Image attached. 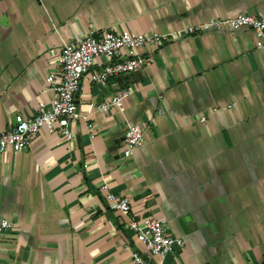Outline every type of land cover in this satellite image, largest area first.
<instances>
[{
    "label": "crops",
    "instance_id": "crops-1",
    "mask_svg": "<svg viewBox=\"0 0 264 264\" xmlns=\"http://www.w3.org/2000/svg\"><path fill=\"white\" fill-rule=\"evenodd\" d=\"M239 14L264 17V0H0V130L51 110L65 43L89 30L165 37L142 49L149 66L105 86L92 75L111 60L96 59L71 139L60 123L0 155V217L15 225L0 264H132L127 243L142 245L109 192L183 239L162 264H264L261 40L249 28L186 33ZM128 87L122 110H97ZM135 123L145 140L126 158Z\"/></svg>",
    "mask_w": 264,
    "mask_h": 264
},
{
    "label": "built area",
    "instance_id": "built-area-1",
    "mask_svg": "<svg viewBox=\"0 0 264 264\" xmlns=\"http://www.w3.org/2000/svg\"><path fill=\"white\" fill-rule=\"evenodd\" d=\"M240 28L251 29L261 40V49L264 52V17L239 14L210 19L188 27L186 33ZM164 39L165 37L159 35L147 36L132 32L120 35L109 31L99 33L89 30L79 43H65L59 59L63 67V80L60 84L53 85L55 98L51 110L40 111L29 119L17 115L15 123L9 129L0 130V155L26 151L42 128L46 127L54 133L60 123L64 125L63 135L71 139L73 133L67 126L82 118L77 106V95L82 90L85 75L91 70L96 59L105 57L111 60L108 65L92 75L94 82L105 86L111 77L134 73L149 66L151 61L143 55L142 49L151 44L161 45ZM132 93L131 88H125L101 103L97 110L102 113H108L113 107L122 110L124 99ZM144 140L145 125H129L123 139L124 156L131 157L135 149L143 145ZM103 187L108 189L107 184ZM106 199L115 210L129 217V228L134 231L138 244L142 245V249H139L134 243H127L132 264H162L177 247L184 246L182 238L174 237L167 231L164 220L155 217L136 220L130 217L131 204L127 197L109 192ZM14 227V223L9 219L0 217V237Z\"/></svg>",
    "mask_w": 264,
    "mask_h": 264
}]
</instances>
